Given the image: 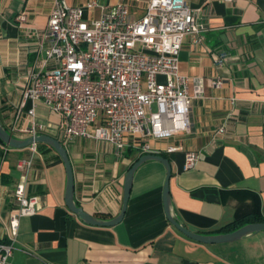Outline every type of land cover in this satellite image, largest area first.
Instances as JSON below:
<instances>
[{
	"label": "crops",
	"instance_id": "crops-1",
	"mask_svg": "<svg viewBox=\"0 0 264 264\" xmlns=\"http://www.w3.org/2000/svg\"><path fill=\"white\" fill-rule=\"evenodd\" d=\"M65 1L80 6L88 0ZM98 1L128 3L132 16L139 17L147 0ZM186 1L200 9L207 30L200 43L191 36L183 40L178 71L200 79L203 95L191 102L187 132L148 142L170 162V198L184 226L202 234L226 233L221 228L238 218L246 224L259 216L264 222V0ZM52 7L53 0H0V121L7 131L30 72L45 58L48 43L42 35ZM99 13L95 9L88 17ZM221 53L225 59L218 65L214 55ZM52 66L48 62L44 69ZM216 79L222 81L220 87L212 85ZM188 88L192 93V80ZM29 106L20 112L18 129L28 127ZM35 119L45 125L41 134L63 143L57 113L37 102ZM221 127L224 132L217 133ZM63 145L76 205L100 219L115 217L124 176L141 151L127 147L119 152L113 144L87 137ZM170 146L178 149L168 152ZM187 151L199 158L184 170ZM29 155V146L11 148L0 140V241L7 240L6 223L14 207L10 194L20 176L16 162ZM165 176L162 163L146 161L133 176L123 219L109 227L88 225L65 205L66 172L58 154L37 143L26 183V195L37 197L36 211L19 219L9 264H264V231L206 244L169 223L162 202Z\"/></svg>",
	"mask_w": 264,
	"mask_h": 264
},
{
	"label": "built area",
	"instance_id": "built-area-1",
	"mask_svg": "<svg viewBox=\"0 0 264 264\" xmlns=\"http://www.w3.org/2000/svg\"><path fill=\"white\" fill-rule=\"evenodd\" d=\"M95 9L99 16L88 17ZM206 30L200 9L186 0H147L139 17L123 2L109 6L88 0L72 6L53 0L42 35L48 44L40 45L45 58L30 72L8 132L22 138L41 134L45 125L35 119V106L42 102L61 117L63 143L87 137L113 144L119 152L134 147L142 154L157 153L148 141L187 132L191 102L203 95L202 81L180 74L178 62L183 40L191 36L200 43ZM224 59L223 53L214 55L218 65ZM48 62L53 66L44 69ZM221 84L212 81L214 87ZM27 103L28 127L18 129ZM29 149L30 155L16 162L20 176L10 194L14 207L6 223L7 240L0 241V264H9L19 219L36 211L37 197L26 195V183L37 144ZM198 158L195 151L185 152L183 169H192Z\"/></svg>",
	"mask_w": 264,
	"mask_h": 264
},
{
	"label": "water",
	"instance_id": "water-1",
	"mask_svg": "<svg viewBox=\"0 0 264 264\" xmlns=\"http://www.w3.org/2000/svg\"><path fill=\"white\" fill-rule=\"evenodd\" d=\"M0 140L5 145L11 148H24L30 146L33 143L36 144L45 143L48 144L51 148H53L58 154L60 160L62 161L66 172V184H65V193H64L65 205L80 220H82L84 223L88 225L109 227L118 224L124 217L127 208L128 199L130 196L133 176L136 170L146 161L154 160L162 163L166 171V176L163 185V193H162L163 209L166 219L186 237L206 244L226 243V242L240 240L248 236H251L257 232L264 231V222L246 223L232 231L226 233H218V234L197 233L185 227L184 224L180 221V219L176 216L170 198V193H169V178L171 176L170 162L168 158L157 153H144L140 155L128 168L124 176L122 204L119 213L111 219L97 218L85 212L81 207L77 206L74 201V179H73L72 166L66 148L64 147L61 141L46 134H39L34 137H27V138H17L12 136L11 133L7 131V129L4 127L1 121H0Z\"/></svg>",
	"mask_w": 264,
	"mask_h": 264
},
{
	"label": "trees",
	"instance_id": "trees-1",
	"mask_svg": "<svg viewBox=\"0 0 264 264\" xmlns=\"http://www.w3.org/2000/svg\"><path fill=\"white\" fill-rule=\"evenodd\" d=\"M160 155H163L165 157V155L162 154V153ZM252 221L253 222H263V219L261 217L257 216V217H254L252 219ZM243 222H244L243 220H241L240 218H238V219L232 221L231 223H228L227 225L223 226L221 228V230H223V231H231V230H234V229H236V228L244 225Z\"/></svg>",
	"mask_w": 264,
	"mask_h": 264
}]
</instances>
